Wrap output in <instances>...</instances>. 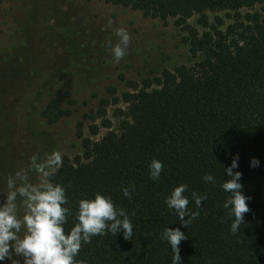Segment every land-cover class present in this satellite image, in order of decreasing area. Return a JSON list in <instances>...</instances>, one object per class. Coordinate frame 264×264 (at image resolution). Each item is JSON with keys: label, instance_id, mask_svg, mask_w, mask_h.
<instances>
[{"label": "trees", "instance_id": "16d2710c", "mask_svg": "<svg viewBox=\"0 0 264 264\" xmlns=\"http://www.w3.org/2000/svg\"><path fill=\"white\" fill-rule=\"evenodd\" d=\"M103 1L164 22L173 18L186 31L192 62L141 81L121 74L129 89L121 97H101L78 121L82 152L63 156L47 177L67 190L73 215L65 230L77 222L78 201L99 192L128 212L133 235L94 236L76 258L87 264H172L163 238L169 227L187 236L179 245L181 264H264V0ZM195 16L199 26L190 22ZM122 101L126 107L116 110L121 119L113 129L108 107ZM72 114L56 97L42 112L51 123ZM102 128L107 132L98 137ZM236 154L234 171L242 173V191L251 200L232 234L233 218L223 207L230 194L221 185ZM252 158L259 167H250ZM153 159L165 165L159 181L150 177ZM206 174L215 176L214 185L203 180ZM133 184L131 198L124 197L122 188ZM181 184L188 185L190 211H197L192 193L207 194L188 226L165 203Z\"/></svg>", "mask_w": 264, "mask_h": 264}, {"label": "rangeland", "instance_id": "374dc122", "mask_svg": "<svg viewBox=\"0 0 264 264\" xmlns=\"http://www.w3.org/2000/svg\"><path fill=\"white\" fill-rule=\"evenodd\" d=\"M197 24V17L190 19ZM124 27L130 33L127 54L116 63L111 46ZM186 31L141 11L103 0H4L0 4V202L7 181L17 172L40 184L57 166L55 154L82 152L77 124L83 113L97 108L101 97L122 96L129 88L120 75L141 81L165 68L192 62ZM116 87V93L110 87ZM58 98L73 114L51 123L42 112ZM118 107L108 115L118 129ZM85 133H88L87 127ZM107 132L102 128L98 137ZM43 170V171H41ZM22 181H17L19 186ZM18 213L26 209L17 197ZM22 228L20 236L23 237ZM3 264H23L13 254Z\"/></svg>", "mask_w": 264, "mask_h": 264}, {"label": "clouds", "instance_id": "9594fccd", "mask_svg": "<svg viewBox=\"0 0 264 264\" xmlns=\"http://www.w3.org/2000/svg\"><path fill=\"white\" fill-rule=\"evenodd\" d=\"M118 42L111 46L113 58L116 63L127 54L130 44V33L120 27L115 32ZM239 154L232 158L225 171L229 179L222 183V189L229 193L223 207L232 219L230 230L236 234L244 221V214L249 212L251 197L246 196L243 189L242 173L234 171L239 168ZM61 157L55 154L53 163L59 166ZM260 160L252 158L250 167H259ZM164 163L153 159L149 164L150 177L159 181L164 170ZM43 171V170H41ZM43 175L49 177L50 173L44 171ZM22 183L17 186V181ZM203 180L215 184L213 174H206ZM9 192L6 201L0 202V264L11 259L13 254L23 257V264H87L83 259H77L83 245L89 244L94 236H104L109 233L116 236L123 232L125 239H131L133 224L128 212L115 204L111 196L97 192L94 198H83L78 201L75 212L76 223L66 232L67 218L73 215V209L68 205L66 188L46 179L40 184L28 182L27 176L17 172L7 181ZM187 184L176 186L166 198V205L172 212L178 214L181 223L188 226L191 220L196 219L207 199V194L192 193L197 211L188 209L189 198L185 195ZM135 185L123 187L124 197L131 198ZM17 197L23 198L26 209L21 217L18 213ZM188 219H185V217ZM22 228L25 229L23 237L20 236ZM163 238L170 244L173 252L172 264H181L179 245L187 239L180 228H166Z\"/></svg>", "mask_w": 264, "mask_h": 264}]
</instances>
